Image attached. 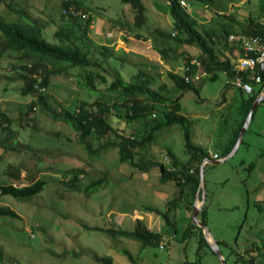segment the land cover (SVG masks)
<instances>
[{"label": "rangeland", "instance_id": "obj_1", "mask_svg": "<svg viewBox=\"0 0 264 264\" xmlns=\"http://www.w3.org/2000/svg\"><path fill=\"white\" fill-rule=\"evenodd\" d=\"M60 1L0 0V16L18 19L7 2L25 8L29 16L46 21L44 35L53 40L54 30L67 23L60 16ZM84 1L91 7V49L102 58V66L91 68L106 77L105 82H99L101 89L105 91L118 75L128 81L132 74L143 71L151 78L149 86L167 97L165 103L156 104L157 120H164L163 109L175 100L179 112L190 120V141L210 151L211 158L224 156L243 117L242 100L251 92L235 85L234 78L221 69L214 79L203 75L189 89L174 84L167 71L183 74V60L187 56L198 59L201 50L196 44L174 41L166 54L160 51L164 43L153 30H174L169 0H142L146 6V22L142 26L134 24V12L127 2ZM186 1L187 10L197 19V28L202 32L222 23L240 30L249 17L264 22V0ZM218 10L223 11L220 16L216 15ZM223 42L210 41L221 56L227 52ZM98 44L110 46L112 54L100 53ZM26 61L11 50L0 51V109L12 118L10 134L0 126V142L6 144L0 146V184L13 181L7 171L12 164L22 168V183L35 178L46 183L29 196L0 195V204H8L19 214L0 215V264H103L97 256L105 255H110L114 264H196L198 234L184 235L192 220L196 194L185 185L179 195L173 180H160L159 162L170 164L163 158L167 150L181 161L189 157L183 124L177 122L157 129L154 139L135 154L137 161L144 157L156 162L146 169L129 160L120 161L118 145L89 153L77 141L73 127L55 118L52 112L72 111L78 100L91 102L98 94L89 93L80 83L83 78L78 67H70L68 73L50 75L47 101L37 103L29 111L27 104L36 95L21 91V64ZM161 85L165 86L160 88ZM252 85L257 90L261 83ZM101 98L112 105L113 94ZM107 119L126 134L142 129L140 121L127 122L122 113H113L112 109L107 112ZM114 138L115 133L109 132L101 139H93V146ZM242 140L228 158L206 162L203 172L205 210L199 212V217L205 218L206 227L216 239L226 242L220 249L227 264H246L236 259L239 254L248 256V250L252 254L264 250V99L255 107ZM79 167L83 170L78 182H68L73 176L71 168ZM94 180L98 181L91 185ZM175 196H179L178 201L168 213L173 226L155 211L149 210L153 216L148 218L146 206L164 211L167 201ZM135 218L161 231L157 243L143 246L140 240L102 229H132ZM125 248L132 258L123 252ZM260 258L264 255L259 254ZM200 261L222 264L207 245L203 246Z\"/></svg>", "mask_w": 264, "mask_h": 264}, {"label": "trees", "instance_id": "obj_2", "mask_svg": "<svg viewBox=\"0 0 264 264\" xmlns=\"http://www.w3.org/2000/svg\"><path fill=\"white\" fill-rule=\"evenodd\" d=\"M122 1L131 5L134 12V24L142 26L146 22V6L144 2L142 0ZM198 1L206 2L211 0ZM7 5L18 14V19L6 20L0 16V51L11 50L17 53L18 57L27 60L21 64V68L23 69L21 75L24 78L21 91L25 94L32 93L36 95V98L31 99L27 104L28 110L31 111L37 103L44 104L47 101L46 91H38L34 87L35 83L47 87L50 83V75L61 72L68 73L70 67H78L80 75L83 78V82L80 80V83L85 86L89 93L98 94L97 99L91 102L85 99L78 100L72 111L66 109L61 113L52 112L53 116L67 121L73 127L77 134V141L82 143L89 153L98 152L101 148L110 144L118 145L120 161L129 160L132 164L141 166L144 169L156 162L144 157H140L137 161L134 159L135 154L140 152L142 148L146 147L154 139L157 129L177 122L183 124L186 136L185 146L189 157L186 161H181L171 150H167L171 161L168 166L163 162H159L160 180H173L179 188V195L183 193L185 185H188L190 190L196 194L200 181L199 166L205 157L210 156L209 151L201 146V144H195L190 141V120L179 112V105L175 100H172L163 109L164 120H157L158 116L155 113L157 109L156 104L160 102L165 103L167 97L161 91L152 89L149 86L151 78L143 71L139 70L135 74H132L128 81L118 75L110 81L105 91L101 89L99 82H105L106 77L103 72L94 71L91 68L102 66V58L94 55L88 39V30L92 19L90 14L91 7L84 0H61L60 16L67 23L60 25L54 30L52 33L54 39L48 40L44 35L45 20L40 17L29 16L25 8L16 7L9 2H7ZM168 6L172 26L176 33L172 34V31L166 32L158 27L154 28L153 33L160 37L164 43V46L160 48L161 52L166 54L174 41L176 43L196 44L201 50L198 55L201 68L207 72L204 78L209 77L214 79L217 76L218 70L221 69L231 78L241 75L243 79L254 82L248 77L247 72L238 70L235 67L234 58L238 56L240 50L237 46L229 43L228 35L231 32L264 35V22L249 17L247 25L240 30H235L228 24L222 23L218 27H209L202 32L197 28V19L187 10V7L181 5L179 0H169ZM72 10L77 12L74 13ZM82 13L85 15L83 16ZM216 15L220 16V14ZM136 34L137 36L139 35V33ZM213 39L224 41L223 49L227 50V52L223 56L217 54L210 44V41H213ZM98 48L102 54H112V50L107 44H98ZM191 59L190 56H187L184 60L189 62ZM259 71L263 74L262 70ZM167 72L175 85L182 89L193 87L194 81L186 80L183 74L171 70ZM164 86L161 85L160 88ZM260 88L261 86L255 90L253 87L251 94L242 100L241 110L243 117L235 129L233 137L229 141L223 155L227 154L232 148L247 111L260 92ZM110 94H113L112 105L106 104L101 98L102 95ZM110 109H112L113 113L119 115L122 113L127 122L140 121L142 129H137L129 134L118 131L107 119V112ZM28 110L25 113H28ZM11 121L12 118L8 112L0 109V126L3 130H8L9 134L12 131L10 127ZM109 132L115 133L114 139L101 142L96 147L93 146V139H101ZM0 146L6 147V144L0 142ZM71 170L73 171V176L67 181L77 183L80 179L79 174H81L83 168H71ZM7 171L13 181L0 184V195L9 194L14 197L29 196L41 190L46 183V180L41 178H35L28 183H22V168L17 164H12ZM97 181L94 180L90 184L93 185ZM178 198L179 196H175L169 199L164 211L149 205L146 208L161 214L165 218L166 223L173 226L168 213L175 207ZM204 210L205 201L199 212H203ZM0 215L19 217L18 212L8 204H0ZM200 218L205 223V218L203 216ZM102 229L111 234L125 235L140 240L143 246L157 243L161 236L160 230L148 227L141 218H135V225L132 229L113 227ZM195 232L198 234L196 264H202L200 257L203 246L207 245L210 247V245L203 234L202 227L191 220L184 230V235H192ZM217 241L219 245L226 243L220 239H217ZM123 252L132 258V253L127 248L123 249ZM247 254L248 256L239 254L236 259H240L246 262V264H264V258L258 259L259 254L264 255V250L256 254H252L251 250H248ZM2 255V249L0 248V258ZM97 259L103 264H114L110 255L97 256Z\"/></svg>", "mask_w": 264, "mask_h": 264}, {"label": "built area", "instance_id": "obj_3", "mask_svg": "<svg viewBox=\"0 0 264 264\" xmlns=\"http://www.w3.org/2000/svg\"><path fill=\"white\" fill-rule=\"evenodd\" d=\"M181 5L187 7L188 2L186 0H179ZM74 13L77 11L72 10ZM222 10H218V13H222ZM84 16L85 14L82 13ZM176 31H172V34H175ZM110 33L108 34V36ZM228 41L230 44L237 46L240 50V53L235 60V67L238 70L247 72L248 77L254 82H260L261 88L260 93H264V35L258 34H247L244 32H231L228 35ZM181 69L183 70V75L186 80L195 81L201 76L206 75V70L201 68V63L199 59L192 58L189 62L183 60L181 64ZM262 70L263 74L259 71ZM234 84L240 87L241 89L252 92L253 85L250 80H245L241 75H237L234 78ZM34 87L41 92L47 90L45 85H39L38 83L34 84ZM164 160L169 162L171 157L168 153H164Z\"/></svg>", "mask_w": 264, "mask_h": 264}, {"label": "water", "instance_id": "obj_4", "mask_svg": "<svg viewBox=\"0 0 264 264\" xmlns=\"http://www.w3.org/2000/svg\"><path fill=\"white\" fill-rule=\"evenodd\" d=\"M263 69H264V67H263ZM263 98H264V93L259 92L258 95L253 100L251 106L249 107V109L247 111V114L245 116L243 124L238 131L236 140H235L232 148L230 149V151L222 157L211 158V157L207 156L201 161L200 166H199L200 181H199V186H198L197 191H196V198H195L194 209H193V213H192V221L194 223H196L197 225L202 227V231L204 233V236L206 237L207 241L209 242L211 249L219 256L222 264H227V263H226L225 257L223 256V254L221 252L220 245H219L217 239L211 234L209 229L206 227L205 223L199 217V211L202 208V205L205 201V189L203 187L204 165L206 164V162L216 163V162L222 161V160L228 158L229 156H231L233 154V152L237 149V146L239 145V143L242 140L243 134H244V132L248 126L250 119H251L253 110L255 109L257 104Z\"/></svg>", "mask_w": 264, "mask_h": 264}, {"label": "crops", "instance_id": "obj_5", "mask_svg": "<svg viewBox=\"0 0 264 264\" xmlns=\"http://www.w3.org/2000/svg\"><path fill=\"white\" fill-rule=\"evenodd\" d=\"M242 142V141H241ZM209 153H210V151H209ZM146 214H148V218L150 219L153 215L150 213V211L149 210H146V212H145Z\"/></svg>", "mask_w": 264, "mask_h": 264}]
</instances>
